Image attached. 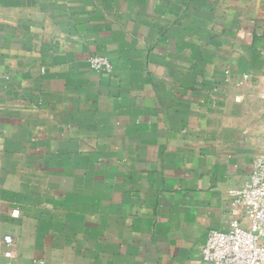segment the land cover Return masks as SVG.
<instances>
[{
    "label": "crops",
    "instance_id": "crops-1",
    "mask_svg": "<svg viewBox=\"0 0 264 264\" xmlns=\"http://www.w3.org/2000/svg\"><path fill=\"white\" fill-rule=\"evenodd\" d=\"M263 143L264 0H0L12 263L201 264Z\"/></svg>",
    "mask_w": 264,
    "mask_h": 264
},
{
    "label": "built area",
    "instance_id": "built-area-1",
    "mask_svg": "<svg viewBox=\"0 0 264 264\" xmlns=\"http://www.w3.org/2000/svg\"><path fill=\"white\" fill-rule=\"evenodd\" d=\"M87 63L98 74L112 73L109 60L103 56L92 55ZM231 196L226 228L207 234L201 264H264V143L250 163L247 180ZM1 242L7 249L13 239L5 235ZM0 264H15L6 250L0 251Z\"/></svg>",
    "mask_w": 264,
    "mask_h": 264
}]
</instances>
